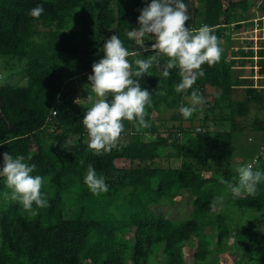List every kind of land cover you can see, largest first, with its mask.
<instances>
[{"label": "trees", "instance_id": "16d2710c", "mask_svg": "<svg viewBox=\"0 0 264 264\" xmlns=\"http://www.w3.org/2000/svg\"><path fill=\"white\" fill-rule=\"evenodd\" d=\"M183 2L189 29L213 28L222 49L219 62L202 65L205 75L187 93L174 90L180 81L178 68L171 69L168 78L156 66L142 78L133 77L150 92L152 106H146L145 119L151 127L138 131L133 122L125 120L117 147L95 155L88 149L82 124L95 94L87 83L78 92L73 79L93 72V64L104 57L103 45L112 35H118L129 52L140 53L128 57L133 70L135 59L155 54L151 50L155 42L148 36L146 48L126 36L128 30L139 27L141 10L151 0H0V55L26 61L24 77L28 81L27 86L0 87V170L4 153L30 155L29 163L37 165L32 175L44 178L41 191L48 200L44 208L33 204L38 214L32 216L11 199L6 178L0 177V264H149L156 246L163 247L167 264H186L183 247L193 238L197 240L195 258L208 259L205 230L214 225L209 216L228 189L219 177L238 183L233 166L234 136L243 132L238 119L247 117L251 106L264 111V39L224 55L226 30L232 24L239 29L241 22L252 23L250 1L228 0L227 8L225 0ZM40 4L45 11L38 19L31 17L29 11ZM238 64L250 66L251 76L257 69L263 84L256 86L252 77L238 78ZM209 86L219 91L212 104L205 101ZM193 90L204 98V109L195 116L199 127L192 132L179 127L181 138L171 132L161 136L158 116L187 106L185 97ZM78 99L92 102L83 104ZM173 120L185 118L179 112ZM252 131L264 138V119L256 118ZM147 135H157V140L146 141ZM169 148L173 151L167 154ZM120 160L130 165L119 167ZM171 160L181 165H170ZM89 164L98 177H104L106 193L95 195L84 183ZM253 170L264 173V160ZM183 191L193 197L189 220L176 223L165 213H157V206L175 200ZM231 204L263 217L264 182L258 185L255 197L247 193L234 196ZM215 221L217 244L224 247L231 236L227 220L218 215ZM241 241L246 244L245 238ZM249 250L251 264L264 263L263 238Z\"/></svg>", "mask_w": 264, "mask_h": 264}, {"label": "clouds", "instance_id": "9594fccd", "mask_svg": "<svg viewBox=\"0 0 264 264\" xmlns=\"http://www.w3.org/2000/svg\"><path fill=\"white\" fill-rule=\"evenodd\" d=\"M44 11L43 4H40L28 14L38 19ZM138 21L139 27L128 30L127 38L140 42L144 37L154 34L155 43L151 45V50L155 54L147 59H135L137 67L133 70L128 57H138L140 53L129 52L119 36L112 35L103 45L104 57L93 64V74L88 77L91 93L95 94L96 99L85 112L82 124L87 134L88 149L95 155L110 153L117 147L124 131L123 121L133 122L138 131L151 127L145 119L146 106H152L150 92L147 88L142 89L139 79L133 77L142 78L149 74L150 68L156 66L160 69V75L168 78L170 70L178 68L180 81L174 85V90L177 94L187 93L198 77L205 75L202 65L207 63L211 67L221 58L222 49L212 27L203 25L198 29H189L186 26L189 16L183 0H151L141 10ZM161 57L167 58L163 64ZM185 98L188 105L182 104L179 112L188 119L197 111V106L204 103V98L197 90L191 91ZM63 147L69 149L65 144ZM31 159L30 155L26 157L4 153L0 177L6 178V186L11 189V199L35 216L38 213L33 204L36 208H44L48 206V200L41 191L44 178L32 175L37 165L30 164ZM235 172L238 174V183L233 184L223 176L219 177V182L227 185L235 196L245 192L255 197L258 185L264 182V173L254 171L252 164L239 166ZM84 183L95 195L109 190L104 177L97 176L92 164L87 167Z\"/></svg>", "mask_w": 264, "mask_h": 264}, {"label": "rangeland", "instance_id": "374dc122", "mask_svg": "<svg viewBox=\"0 0 264 264\" xmlns=\"http://www.w3.org/2000/svg\"><path fill=\"white\" fill-rule=\"evenodd\" d=\"M95 1L101 2V0ZM193 3L195 6H198L197 3ZM228 5V0H225V8H227ZM232 26L230 27V30H226L225 36L223 38L224 55H230V52H235L239 48H247L251 41L256 44H260V39H262L263 33L254 30L253 22L241 25L239 29L234 27L235 24H232ZM232 28L234 29L233 31ZM38 29L40 31L42 30V28L40 27H38ZM146 37H144L140 42H137L145 48L148 46L149 40ZM148 38L155 42L154 34H150ZM161 58L162 63L166 62V57ZM238 65L239 67H236V69L240 70L238 71V78L242 79L243 77H252L256 86L263 84L261 83L263 82V80L257 77V69H254V76H251V73L249 71L251 69L250 66L241 67L240 64ZM25 69L26 61L20 59L19 57L0 55V87L5 85L27 86L28 81L24 77ZM92 74L93 72L89 73L85 77L79 76L73 79V82L75 83L74 86H79L78 92H82L86 89L88 84H90L88 77ZM85 83H87V86ZM218 93L219 91L217 89H214L210 86L207 87L205 91V101L212 104L215 96ZM79 95L76 94V97H78ZM78 100L83 104L87 102H92L91 100L87 101V99ZM186 101L188 103V100ZM203 109L204 107L202 105L197 106V111L190 118L185 119L183 121L181 120V122L173 120V115L179 113V108L170 109L165 113L159 115L158 124L160 125L161 130H163L161 136L166 137L168 132L177 134L178 136V131L180 130V128L184 129L187 132L195 131L200 124L198 121H196L195 116L200 115L201 110ZM256 118L264 119V111L259 110L255 106H251L249 115L245 118L238 119V123L240 124V126L243 127V132L236 133L234 136V168H237L239 166H246L248 161L251 159L249 157H252V152H254V149L255 151L258 149L256 153H253V156L255 157L264 147V138L259 134L253 133L252 131L253 123ZM166 129L168 130L167 132L164 131ZM178 137L181 138L182 135L180 134V136ZM145 139L146 141H156L157 135H147L145 136ZM172 151L173 149L169 148L166 150V153L168 154ZM169 164L173 166H180L181 162L171 160ZM117 165L119 167H122L130 165V163L128 161L120 160L117 161ZM210 175L211 173L206 174V176ZM244 195L245 193L242 192L239 196ZM234 196L235 195H233L229 189L224 190L220 198L216 202V206L213 209V212L209 216V221L213 222L214 225H209L205 230V235L207 236V240L210 244V255L208 259H206L205 261H198L195 258V253L197 251V240L196 238H193L189 242H187L183 247V260L186 264H251L249 261V257L251 254L249 246L256 245V241L260 238L264 239V216L262 217V214L253 215L251 211L250 213H244L241 210L236 209L231 204V200ZM192 202L193 197L191 196L190 192L183 191L175 200L171 202H162L155 209L157 213H165L176 223H182L192 217ZM110 212L115 213L114 208H110ZM218 215L225 216L228 228L231 232L230 239L228 242L225 243L224 247H219L217 244L218 227L217 223L215 224V220L217 219ZM241 238L246 239V244L241 241ZM162 249V246L154 247L153 254L149 259V264H167V259L165 258Z\"/></svg>", "mask_w": 264, "mask_h": 264}, {"label": "built area", "instance_id": "2783aa9c", "mask_svg": "<svg viewBox=\"0 0 264 264\" xmlns=\"http://www.w3.org/2000/svg\"><path fill=\"white\" fill-rule=\"evenodd\" d=\"M234 1L237 2L241 0H234ZM249 1L250 4H252V11L254 12V18L252 20L254 30L263 33V37L262 39H260L263 40L264 39V0H249ZM245 23L246 22H241L240 25H245ZM55 115L56 113L54 112L53 116ZM261 160H264V147L262 148L260 153L252 159V161L249 164H252V167L254 169L260 163Z\"/></svg>", "mask_w": 264, "mask_h": 264}, {"label": "crops", "instance_id": "0c3cea01", "mask_svg": "<svg viewBox=\"0 0 264 264\" xmlns=\"http://www.w3.org/2000/svg\"><path fill=\"white\" fill-rule=\"evenodd\" d=\"M254 18V17H253Z\"/></svg>", "mask_w": 264, "mask_h": 264}]
</instances>
